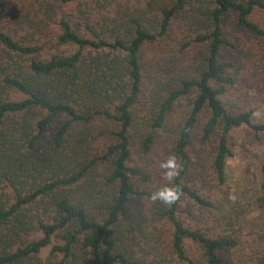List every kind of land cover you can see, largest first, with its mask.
<instances>
[{
    "label": "trees",
    "instance_id": "1",
    "mask_svg": "<svg viewBox=\"0 0 264 264\" xmlns=\"http://www.w3.org/2000/svg\"><path fill=\"white\" fill-rule=\"evenodd\" d=\"M253 94L264 0H0V264H228L215 193L229 133L264 143Z\"/></svg>",
    "mask_w": 264,
    "mask_h": 264
},
{
    "label": "rangeland",
    "instance_id": "2",
    "mask_svg": "<svg viewBox=\"0 0 264 264\" xmlns=\"http://www.w3.org/2000/svg\"><path fill=\"white\" fill-rule=\"evenodd\" d=\"M251 100L254 122H259L264 116V109L258 105L261 99L253 94ZM228 144L230 156L225 165V183L215 193V201L224 216L238 212L234 228L239 224L242 228L236 249L220 255L228 264H251L256 234L264 232V206L261 207L260 200L264 197V143L255 141L251 131L241 127L229 133ZM186 246L191 254H197L193 243L186 242Z\"/></svg>",
    "mask_w": 264,
    "mask_h": 264
},
{
    "label": "clouds",
    "instance_id": "3",
    "mask_svg": "<svg viewBox=\"0 0 264 264\" xmlns=\"http://www.w3.org/2000/svg\"><path fill=\"white\" fill-rule=\"evenodd\" d=\"M160 167L165 170L164 175L168 181H172L173 178L179 174L177 171V166L174 157L169 158L166 161L162 162L160 164ZM180 194H181V190L179 187H172L165 185L164 187L154 191L151 194V198L154 201L158 200L164 204L170 205L178 200Z\"/></svg>",
    "mask_w": 264,
    "mask_h": 264
}]
</instances>
